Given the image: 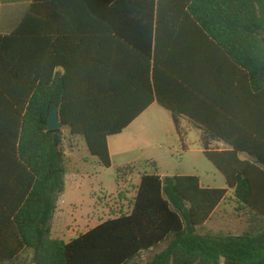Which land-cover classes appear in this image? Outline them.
I'll return each instance as SVG.
<instances>
[{
	"label": "trees",
	"instance_id": "16d2710c",
	"mask_svg": "<svg viewBox=\"0 0 264 264\" xmlns=\"http://www.w3.org/2000/svg\"><path fill=\"white\" fill-rule=\"evenodd\" d=\"M63 1L34 0L18 27L0 35V82L8 86L0 93L15 115L1 123L8 186L0 202V224L6 231L0 264H141L144 253L163 245L145 264H264V107L252 108L247 120L236 109L227 123H198L203 126V154L223 174L227 188L204 187L197 175L161 176L155 168L141 175L129 212L70 241L51 233L65 190L61 128L83 135L90 153L110 168L108 137L138 116L135 112L122 119L118 82L110 66L101 74L95 41L88 36L111 35L118 14L139 20L152 58V102L169 110L178 127L182 111L162 95L158 71L171 72L170 83L175 82L174 65L166 62L175 57V35L182 29H195L227 59L232 85L245 81L256 93L254 99L264 97V0ZM96 19L103 23L97 29L91 22ZM103 58L108 63L110 52L105 50ZM79 63L86 65L82 72ZM54 103L61 127L49 130ZM215 142L227 149L218 150ZM131 169L119 168L117 182ZM230 191L237 211H247V227L239 234L206 229Z\"/></svg>",
	"mask_w": 264,
	"mask_h": 264
},
{
	"label": "crops",
	"instance_id": "0c3cea01",
	"mask_svg": "<svg viewBox=\"0 0 264 264\" xmlns=\"http://www.w3.org/2000/svg\"><path fill=\"white\" fill-rule=\"evenodd\" d=\"M33 2L34 0H0L1 36L11 34L18 27ZM62 5H88V3L85 0H64ZM77 21L83 22L80 19ZM91 22L94 23L96 29L103 26L102 21L99 19ZM111 24L116 28V31L106 38L101 33L88 36L91 40L95 41L93 54L99 59L98 66L101 74L110 66L112 78L118 82V105L124 109L122 119H127L131 114L138 112V116L133 118L131 124L121 133L109 136L107 139L112 161L111 167H116L117 170L127 166L134 170L138 167H143L145 168L143 170L144 173H152L157 168L158 174L161 176H173L160 173L159 160L155 156H141L139 158L128 159L125 156L129 153V150L121 147V144L116 143L118 141L115 139L116 136L124 134V131L132 127L134 123L141 121L143 118H147L148 121L151 120L153 116L150 112L155 107L158 108L157 110L168 123L170 136L182 143V149H186L183 138L191 131L196 132L201 140L203 126L198 123H227L231 119L229 114L236 111V109H238L239 117L242 120L252 118V115L248 114L252 108L262 111L264 107V97L262 95L254 99V94L256 93L249 91L245 81H241L239 85H232L230 83V63L227 59L201 33L195 29L192 32H185L182 29L175 35V57L167 58L166 62L167 64L169 62V64L174 65L175 82L173 84L170 83L169 78L173 76L171 72L161 68L158 71V82L162 95L169 99H174L176 105L182 111V114H179L177 117V127L174 124L172 113L162 107L157 100L152 102V58L148 54V44H146L143 31L139 28V20L132 17L122 18L118 14V16L112 19ZM75 37L80 38L81 36ZM105 50L110 52L111 55L108 63L103 61ZM79 52L81 54V51ZM184 53L188 54V56L185 57ZM78 57H81L79 53ZM78 66V71L80 72L84 70L82 68H86V65H81V63ZM60 71L63 72L61 68ZM181 78L182 80L189 81L187 82L189 84H182L184 82H180ZM3 88H8V86L0 82V91ZM8 104L6 95L0 93V202L7 196L8 186V179L6 178L8 154L6 142L2 140L1 123L15 119L13 109H10ZM187 112L190 113V116L185 114ZM67 128L69 129L67 137L71 140V144L69 150L65 151L64 149L66 175H68L67 177L65 175V187L68 183L73 184L79 180L97 178L98 173L96 171L92 174L84 172L87 170L89 164H94L97 168L103 167L99 163L98 158L90 153L85 137L81 134H73L70 128ZM65 137L66 135L63 132V147L66 140ZM82 143H84L85 153L89 157L79 158L78 154H80V144ZM212 146L218 150L227 149V146L223 142H215ZM168 151L172 154L171 149ZM242 158H246V154H243ZM80 171L82 172L81 174H79ZM221 188H227V183L226 187ZM228 198L236 203L232 191L228 193L227 198L222 203L226 202ZM59 201L60 198L57 201L56 212L61 207L59 206ZM1 214L2 211H0V217ZM237 218L241 220L239 226L237 223H233V221H237ZM247 218L246 210L237 211L235 217L230 215L227 226L219 230L239 234L247 227ZM211 220L205 224L208 230H214L208 226ZM51 233L53 234L52 228ZM5 234V226L0 224V248H6V243L3 240L5 239ZM164 248L165 245L151 252L144 253L141 256L140 263L145 264L146 261Z\"/></svg>",
	"mask_w": 264,
	"mask_h": 264
},
{
	"label": "rangeland",
	"instance_id": "374dc122",
	"mask_svg": "<svg viewBox=\"0 0 264 264\" xmlns=\"http://www.w3.org/2000/svg\"><path fill=\"white\" fill-rule=\"evenodd\" d=\"M157 109L155 107L150 112L153 116L151 120L143 118L126 129L124 134L116 136V143L129 150L125 157L155 156L159 160L161 174L197 175L206 187H226L223 174L203 154L201 140L196 132L191 131L183 138L186 149H182V143L170 136L169 125ZM61 130L66 135L64 149L67 151L71 144L67 137L69 129L62 127ZM80 145L83 152L80 151L79 158L89 157L85 153L84 143ZM144 169L138 167L136 170H127L117 182L116 167L97 168L89 164L84 172L92 174L96 171L97 178L66 184L65 190L59 195L61 207L51 221L52 235L69 241L105 220L129 212ZM236 214V203L228 198L218 208L208 226L214 230L223 229L229 223L230 215L235 217ZM240 221L237 218L233 223L239 226Z\"/></svg>",
	"mask_w": 264,
	"mask_h": 264
},
{
	"label": "water",
	"instance_id": "95a60500",
	"mask_svg": "<svg viewBox=\"0 0 264 264\" xmlns=\"http://www.w3.org/2000/svg\"><path fill=\"white\" fill-rule=\"evenodd\" d=\"M61 127V120L59 116L58 106L53 104L47 119V129L55 130Z\"/></svg>",
	"mask_w": 264,
	"mask_h": 264
}]
</instances>
